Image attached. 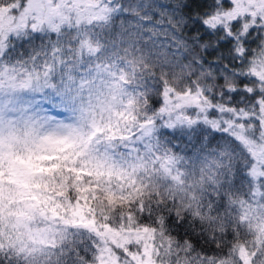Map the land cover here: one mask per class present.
Segmentation results:
<instances>
[{"label": "snow or ice", "instance_id": "6c2138e0", "mask_svg": "<svg viewBox=\"0 0 264 264\" xmlns=\"http://www.w3.org/2000/svg\"><path fill=\"white\" fill-rule=\"evenodd\" d=\"M0 264H264V0H0Z\"/></svg>", "mask_w": 264, "mask_h": 264}]
</instances>
